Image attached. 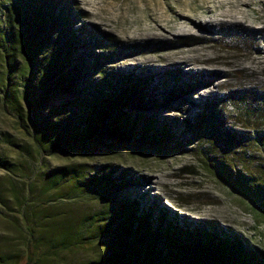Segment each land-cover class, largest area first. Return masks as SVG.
<instances>
[{
  "label": "trees",
  "instance_id": "16d2710c",
  "mask_svg": "<svg viewBox=\"0 0 264 264\" xmlns=\"http://www.w3.org/2000/svg\"><path fill=\"white\" fill-rule=\"evenodd\" d=\"M80 18L76 0H0V106L28 137L22 150L31 159L73 152L111 158L118 146L163 155L185 141L207 138L211 147L219 146V159L209 163L212 172L264 217V166L255 165L257 154L264 156V130L253 120L264 117V96L229 98L244 121H251L253 135L226 126L211 103L182 125L178 118L161 117L157 111L188 86L176 72L156 77L147 68L114 65L128 48L98 28L78 26ZM7 135L0 133V140L13 143ZM239 154L251 160L244 164L247 169L230 162ZM43 167L37 174L30 163L0 153V169L23 175L30 186L39 179L47 192L64 199L103 203L56 246L57 251L107 246L100 257L77 264H264V248L246 234L216 220L179 214L142 190L145 178L130 168L110 163ZM20 218V251L0 253V264L54 258L55 251L43 256L26 205Z\"/></svg>",
  "mask_w": 264,
  "mask_h": 264
},
{
  "label": "rangeland",
  "instance_id": "374dc122",
  "mask_svg": "<svg viewBox=\"0 0 264 264\" xmlns=\"http://www.w3.org/2000/svg\"><path fill=\"white\" fill-rule=\"evenodd\" d=\"M76 1L81 13L78 26L85 23L98 28L128 48L125 57L114 65L147 68L156 77L176 72L181 84L191 87L188 91L184 86V94L159 109V116L178 118L182 125L187 118L195 121L211 103L221 112L226 126L255 134L248 127L251 121H244L241 109L233 106L229 98L249 93L264 96V0ZM253 120L256 128L264 130V117ZM2 132L16 144L0 140V153L12 162L30 163L37 174L43 164L44 170L75 163H110L130 168L145 178L142 190L158 196L162 204L179 214L233 227L264 248V217L212 172L209 163L219 159V146L211 147L204 142L207 138L185 141L172 154L118 146L111 158H86L73 152L31 159L21 148L27 145L28 137L16 119L0 106ZM256 160L255 165L264 166V156L257 154ZM250 161H244L239 154L230 162L243 170ZM15 193H20V199L15 198ZM0 195V253L20 251L24 232L18 223L22 221L23 205L32 216L43 256L57 252L54 258L48 259V255L40 264H77L106 251L103 242L93 249L57 251L56 247L83 219L103 208L100 200L64 199L54 191L47 192L39 179L30 186L23 175L10 176L1 169Z\"/></svg>",
  "mask_w": 264,
  "mask_h": 264
}]
</instances>
